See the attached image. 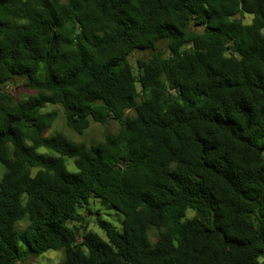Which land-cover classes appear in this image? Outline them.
I'll return each mask as SVG.
<instances>
[{
    "label": "trees",
    "instance_id": "16d2710c",
    "mask_svg": "<svg viewBox=\"0 0 264 264\" xmlns=\"http://www.w3.org/2000/svg\"><path fill=\"white\" fill-rule=\"evenodd\" d=\"M18 78L36 93L15 102ZM48 104L76 132L121 127L45 136ZM262 147L264 0H0V264H264ZM93 198L121 229L72 225Z\"/></svg>",
    "mask_w": 264,
    "mask_h": 264
},
{
    "label": "rangeland",
    "instance_id": "374dc122",
    "mask_svg": "<svg viewBox=\"0 0 264 264\" xmlns=\"http://www.w3.org/2000/svg\"><path fill=\"white\" fill-rule=\"evenodd\" d=\"M246 23L251 22L252 15H245L243 17ZM151 55L150 52L143 53L141 51H136L131 56V63L136 66V61L138 58L145 57L148 58ZM6 93H8L15 102L26 99L30 95L36 93L35 90L29 89L25 85V80L23 78H18L14 80L12 83L5 87ZM51 111H57L58 116L56 120L53 122L52 126L45 131V136H52L57 133H63L70 140L76 143H84L87 146H92L103 142L107 136L115 135L119 131L121 124L119 120L110 119L106 123H99L92 121L89 128L83 130L82 132L73 131L66 124L64 110L60 105H46L41 113H47ZM129 116H133L135 114L134 110H129L127 112ZM26 142L31 144V138H27ZM39 152H47L48 150L44 147L38 150ZM68 169L70 171H76V167L74 165L73 159H68L67 162ZM7 169L3 163L0 162V180L5 175ZM92 211H89L87 207L80 209V213H82L86 219V222L79 220L74 221L72 225H75L79 228H83V224H87V230H92L98 232L103 237H106L105 231L98 225L97 217L101 215L106 220L110 221L117 229H121L123 215L116 209L111 208L109 205L102 202V200L98 198H93L91 203L88 206ZM98 213V214H97ZM194 212L189 210L188 217H192ZM28 224V219L24 218L21 221L17 222L16 226L19 230L23 229ZM83 231V229H82ZM158 230L152 229L150 232L151 238L154 240L157 235ZM82 240V238H81ZM22 248V247H21ZM66 257L65 250L63 248L57 250H51L46 253H43L37 257H30L25 261H20L19 264H59Z\"/></svg>",
    "mask_w": 264,
    "mask_h": 264
},
{
    "label": "water",
    "instance_id": "95a60500",
    "mask_svg": "<svg viewBox=\"0 0 264 264\" xmlns=\"http://www.w3.org/2000/svg\"><path fill=\"white\" fill-rule=\"evenodd\" d=\"M264 151V147L261 148V152Z\"/></svg>",
    "mask_w": 264,
    "mask_h": 264
}]
</instances>
